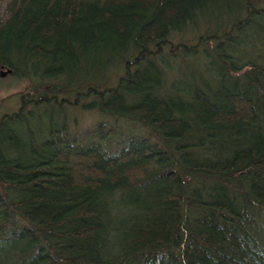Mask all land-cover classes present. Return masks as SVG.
Returning a JSON list of instances; mask_svg holds the SVG:
<instances>
[{"label":"trees","instance_id":"1","mask_svg":"<svg viewBox=\"0 0 264 264\" xmlns=\"http://www.w3.org/2000/svg\"><path fill=\"white\" fill-rule=\"evenodd\" d=\"M0 4V264H264V0Z\"/></svg>","mask_w":264,"mask_h":264},{"label":"rangeland","instance_id":"2","mask_svg":"<svg viewBox=\"0 0 264 264\" xmlns=\"http://www.w3.org/2000/svg\"><path fill=\"white\" fill-rule=\"evenodd\" d=\"M3 6V4H0V18L4 13ZM4 72V70L0 69V121L5 116L17 113L22 106L28 104V99L32 97L28 90L27 81L17 80L14 77L8 76V73L2 75ZM36 97L34 96L33 99ZM84 102V107L83 102L80 101L70 108H65L63 113L65 118L64 125L67 127L66 136L69 139H85L93 133L96 126L104 123V120H101L102 117L97 112L91 111V108L86 107L89 101ZM26 109L28 110L29 107H26ZM61 125L62 123L59 124L58 129L61 128ZM107 125L108 127L115 126L118 131H127V124L125 122L115 123L114 125L109 123Z\"/></svg>","mask_w":264,"mask_h":264},{"label":"water","instance_id":"3","mask_svg":"<svg viewBox=\"0 0 264 264\" xmlns=\"http://www.w3.org/2000/svg\"><path fill=\"white\" fill-rule=\"evenodd\" d=\"M7 73H10V71H5L2 75L7 74Z\"/></svg>","mask_w":264,"mask_h":264}]
</instances>
